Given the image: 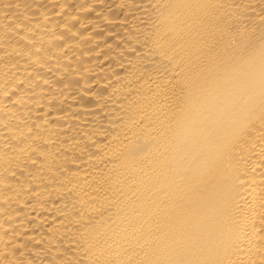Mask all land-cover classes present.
Instances as JSON below:
<instances>
[{
    "label": "bare ground",
    "instance_id": "bare-ground-1",
    "mask_svg": "<svg viewBox=\"0 0 264 264\" xmlns=\"http://www.w3.org/2000/svg\"><path fill=\"white\" fill-rule=\"evenodd\" d=\"M0 264H264V0H0Z\"/></svg>",
    "mask_w": 264,
    "mask_h": 264
}]
</instances>
